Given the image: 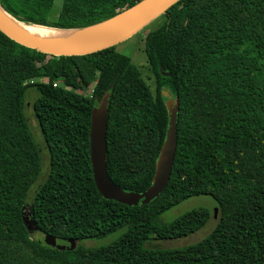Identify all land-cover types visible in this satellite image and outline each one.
<instances>
[{
  "label": "trees",
  "instance_id": "16d2710c",
  "mask_svg": "<svg viewBox=\"0 0 264 264\" xmlns=\"http://www.w3.org/2000/svg\"><path fill=\"white\" fill-rule=\"evenodd\" d=\"M142 0H0L25 25L82 29ZM145 38L156 89L115 47L85 56H52L0 31V264H264V0H180ZM49 154V173L29 206L42 234L74 249L37 240L25 222L41 153L26 117L27 93ZM168 92L178 105V146L170 181L150 204L103 198L90 160L93 110L110 94L107 170L126 192L151 185L169 129ZM211 197L218 223L182 248L150 241L188 237L211 217L207 208L171 223L157 219L182 202ZM126 228L113 243L81 242Z\"/></svg>",
  "mask_w": 264,
  "mask_h": 264
},
{
  "label": "water",
  "instance_id": "95a60500",
  "mask_svg": "<svg viewBox=\"0 0 264 264\" xmlns=\"http://www.w3.org/2000/svg\"><path fill=\"white\" fill-rule=\"evenodd\" d=\"M180 0H142L129 10L122 12L116 17L109 19L104 24L110 22L116 18L130 19L127 26H124L116 32L85 42L83 44L75 45H53L45 43L31 38L25 31L17 28L9 20H7L0 13V31L8 38L16 43L33 49L39 52L52 55V56H85L93 53H97L108 48L115 47L117 44L127 40L153 20L166 14L169 8L174 6ZM0 9L10 18L17 21L15 18L8 15L0 6ZM19 22V21H17ZM21 23V22H20ZM23 24V23H22ZM29 26V25H26ZM90 26V27H93ZM39 27V26H36ZM90 27L82 29H55L60 31H72V30H84ZM45 28V27H40ZM171 98V96L166 95ZM110 94H106L102 99L98 107L92 112L91 117V129H90V160L92 164L93 178L96 184V188L100 195L106 200H113L118 203L127 206H142L150 204L153 200L158 198L164 190L167 188L171 178L173 164L177 152L178 146V134H177V115L178 105L171 99V103H167L170 123L167 131L166 140L160 151V155L156 165L155 175L152 181V185L143 193L126 192L116 184L112 182L107 170V129H108V106H109ZM218 210H215V216L217 217ZM25 222L31 231L33 226L32 222L25 218ZM34 227V226H33ZM45 243L51 247L59 250L74 249V242L70 243V246L61 245L56 238L52 236L45 237Z\"/></svg>",
  "mask_w": 264,
  "mask_h": 264
},
{
  "label": "rangeland",
  "instance_id": "374dc122",
  "mask_svg": "<svg viewBox=\"0 0 264 264\" xmlns=\"http://www.w3.org/2000/svg\"><path fill=\"white\" fill-rule=\"evenodd\" d=\"M63 2L64 0H54V4L50 12L51 21L57 20L58 15L62 10ZM164 22H165L164 17L160 16L157 19L150 22L148 25H146L142 30H140L139 32H137L127 40L115 46L117 52L131 58L132 63L139 68L143 79L152 89V92H154L156 89V80H155V76L151 73L150 66L147 61V56L145 53V38L149 33L159 29L164 24ZM165 94L169 95L168 92H165ZM166 97H167V103L168 104L171 103L172 98L168 96ZM37 98H38V94L35 88L28 91L27 100H26L27 103L26 117L29 121L32 135L39 146L41 153V160H42L41 173L39 175L38 180L31 188L26 202L25 218L29 222H30L29 206L32 202L33 196L37 191V188L47 178L49 173V164H50L49 154L44 141V137L42 135L41 128L39 126V123L37 121L33 109V103ZM198 208H207L211 212V217L209 221L202 229H200L194 234L189 235L188 237L181 239L167 240V241H150L146 243V247L153 249L155 248L175 249V248H182L188 245H193L206 239L212 233V231L215 229L218 223L217 220L218 217L215 216V210L216 209L218 210V206L217 203L209 196H199V197L190 198L182 202L181 204L175 206L171 210L162 214L157 219V222L160 224L171 223L174 220L186 214L187 212H190ZM125 231L126 228H122L116 231L115 233L110 234L103 238L84 240L81 242V245L86 248L103 247L118 240L124 234ZM31 235L37 240H41V241L45 240V235L40 233L33 226L31 227Z\"/></svg>",
  "mask_w": 264,
  "mask_h": 264
},
{
  "label": "bare ground",
  "instance_id": "6f19581e",
  "mask_svg": "<svg viewBox=\"0 0 264 264\" xmlns=\"http://www.w3.org/2000/svg\"><path fill=\"white\" fill-rule=\"evenodd\" d=\"M0 13L17 28L25 31L31 38L53 45L83 44L107 36L130 24V19L116 18L110 22L84 30L60 31L36 26H26L8 17L1 9ZM15 18V17H14Z\"/></svg>",
  "mask_w": 264,
  "mask_h": 264
}]
</instances>
